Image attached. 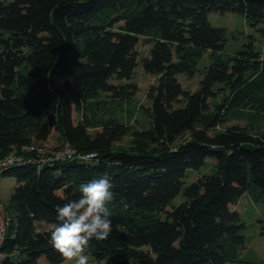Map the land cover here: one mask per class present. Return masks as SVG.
I'll return each instance as SVG.
<instances>
[{
  "label": "trees",
  "instance_id": "obj_1",
  "mask_svg": "<svg viewBox=\"0 0 264 264\" xmlns=\"http://www.w3.org/2000/svg\"><path fill=\"white\" fill-rule=\"evenodd\" d=\"M227 13L253 30L234 54L224 52L226 28L210 20ZM140 62L155 81L144 125L133 128L114 106L134 100ZM198 73L197 88L186 90L181 76ZM262 116L264 0H0V159L15 150L24 160L1 175L17 185L0 264H61L48 243L56 206L104 176L115 193L108 207L123 225L90 241L94 259L236 260L246 240L236 206L245 193L264 196V131L227 123ZM53 133L73 157L42 162L23 149ZM127 136V147L116 145ZM208 158L213 171L187 184L188 170Z\"/></svg>",
  "mask_w": 264,
  "mask_h": 264
},
{
  "label": "rangeland",
  "instance_id": "obj_2",
  "mask_svg": "<svg viewBox=\"0 0 264 264\" xmlns=\"http://www.w3.org/2000/svg\"><path fill=\"white\" fill-rule=\"evenodd\" d=\"M210 20L217 26L226 28V44L224 52L226 54H234L243 48L247 35L252 34L251 25L246 23L244 17L237 13L211 14ZM261 46V43H258ZM140 55H149V46L140 43L138 46ZM209 56L205 54L200 60L199 67L205 70V66L209 65ZM202 74L198 73L194 78H186L181 76V82L186 90H194L197 88ZM136 83L139 91L134 97L133 101L119 103L114 106L115 112L119 118L127 125L133 128H141L145 122V114L143 108L150 105L147 98V90L149 86L155 81V78L145 74L142 70V64L136 68L135 76L132 80ZM240 124L247 125L252 131H264V116L256 119L244 118L241 120L234 119L227 123V125ZM129 136L124 138L121 142L116 143L117 146L127 147ZM61 140L57 133H53L47 142L34 145L37 148L43 149V153L49 155L53 149L59 150ZM64 148V147H63ZM213 171V159L208 158L207 163L199 171L188 170L187 184L193 182L199 173H211ZM16 179L12 176L3 175L0 177V203L5 207L10 202L11 194L16 187ZM183 196L176 198V203L183 201ZM240 213L242 222L245 227L242 234L245 235V245L239 248L234 253V259L241 261H256L264 262V196L245 193L240 202L236 206ZM113 226L121 227L123 225L122 219L111 214ZM62 264V263H61ZM88 264H115L112 257L98 261L92 256L89 257Z\"/></svg>",
  "mask_w": 264,
  "mask_h": 264
},
{
  "label": "clouds",
  "instance_id": "obj_3",
  "mask_svg": "<svg viewBox=\"0 0 264 264\" xmlns=\"http://www.w3.org/2000/svg\"><path fill=\"white\" fill-rule=\"evenodd\" d=\"M97 153L83 157L91 160ZM109 177L94 178L79 186V197L56 206L57 223L50 231L48 243L59 254L62 264H88L90 241L107 239L113 231L108 207L115 199Z\"/></svg>",
  "mask_w": 264,
  "mask_h": 264
},
{
  "label": "built area",
  "instance_id": "obj_4",
  "mask_svg": "<svg viewBox=\"0 0 264 264\" xmlns=\"http://www.w3.org/2000/svg\"><path fill=\"white\" fill-rule=\"evenodd\" d=\"M24 150L38 153L37 158L39 161H52V160H65L66 158H71L75 155V151L69 146L66 145L64 148H58L59 150L53 149L49 155L43 153V149L37 148L35 146H24ZM85 155H81L80 158L83 159ZM23 157L17 155V152L11 151L4 158L0 159V177L3 172L14 165H19L23 163ZM11 216L6 210L5 206L0 203V260L4 257V253L1 252V247L6 240V235L8 232L9 225L11 224ZM225 264H264V262L256 261H241V260H230Z\"/></svg>",
  "mask_w": 264,
  "mask_h": 264
},
{
  "label": "crops",
  "instance_id": "obj_5",
  "mask_svg": "<svg viewBox=\"0 0 264 264\" xmlns=\"http://www.w3.org/2000/svg\"><path fill=\"white\" fill-rule=\"evenodd\" d=\"M243 197V196H242ZM241 200V199H240ZM240 202V201H239Z\"/></svg>",
  "mask_w": 264,
  "mask_h": 264
}]
</instances>
